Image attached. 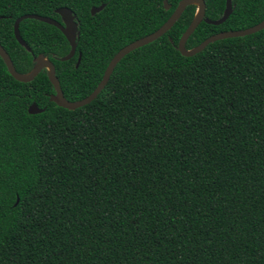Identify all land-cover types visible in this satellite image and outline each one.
Here are the masks:
<instances>
[{"label": "trees", "instance_id": "trees-1", "mask_svg": "<svg viewBox=\"0 0 264 264\" xmlns=\"http://www.w3.org/2000/svg\"><path fill=\"white\" fill-rule=\"evenodd\" d=\"M163 1L0 0V45L22 75L42 55L79 101L182 0ZM204 3L205 19L222 17L225 0ZM62 7L77 24L72 59L37 20L19 24L29 50L16 41L17 18L61 22ZM196 11L123 57L75 110L50 102L46 69L22 83L0 57V264H264V29L184 57L177 44ZM263 19L264 0H232L228 19L201 22L185 49ZM33 103L44 111L28 114Z\"/></svg>", "mask_w": 264, "mask_h": 264}, {"label": "water", "instance_id": "water-1", "mask_svg": "<svg viewBox=\"0 0 264 264\" xmlns=\"http://www.w3.org/2000/svg\"><path fill=\"white\" fill-rule=\"evenodd\" d=\"M164 9L169 10L170 5L168 4L167 0L163 1ZM189 5H196L197 6V11L195 14V17L193 21L190 23V25L187 27L185 32L182 34L180 37L178 44H177V49L179 53L184 56V57H191L194 56L200 52H202L209 44L223 40V39H229V38H236V37H243L247 35L254 34L258 31H261L264 29V19L249 28L246 29H241V30H235V31H224L220 32L217 34H214L207 39H205L202 43H200L198 46H196L193 49L186 50L185 49V44L188 40V38L192 35V33L195 31V29L198 27V25L201 22H205L210 25H220L224 23L230 14L232 13V0H225V9L223 12L222 17L217 20V21H211L208 19H205V3L204 0H182L179 5L176 7L172 15L167 19V21L160 27L158 28L155 32L146 35L136 41H133L132 43L126 45L122 49H120L110 60L108 63L103 76L99 82V84L96 86V88L92 91L90 95H88L86 98L79 100V101H74L70 102L66 100V98L63 95V92L60 88L58 79L56 78L55 75V67L54 65L48 61L46 58H44L42 55H38L34 60H35V66L32 69V71L28 74L22 75L19 74L15 68L14 65L7 54V52L3 49V47L0 45V57L2 58L5 66L7 67L10 75L19 82L22 83H28L31 82L43 69H46L48 71V79L53 86L55 93L51 94L49 96L50 102L55 103L58 107H61L63 109L67 110H75L77 108L83 107L90 102H92L96 97L99 95V93L105 88L107 85L109 78L111 74L113 73L116 65L120 62V60L125 57L127 54L130 52L145 46L149 43H152L159 39L161 36L166 34L173 26L174 24L178 21L182 13L184 12L185 8ZM104 8V5H101L100 7L97 8H92L91 9V15H95L96 13L100 12ZM56 13L60 16L61 22L54 20L49 17H43L39 15H34V14H28V15H23L19 18H17L14 22L13 26V31H14V36L16 41L23 47L29 50V47L26 45V43L22 40L20 33H19V24L25 19H33L40 21L42 23L54 26L57 28L62 35L65 37L67 42L70 45V51L68 55L63 57L61 61H68L72 59L76 53V36H77V24L75 22V16L73 15L72 11L68 8L62 7L57 9ZM80 62V54L77 60L76 67L78 66V63ZM28 114L30 115H35L42 113L44 110L39 109L36 104H31L28 107ZM18 202V199L16 203Z\"/></svg>", "mask_w": 264, "mask_h": 264}]
</instances>
